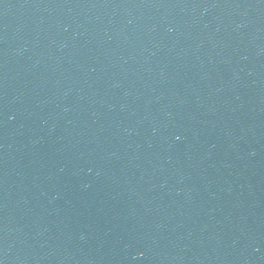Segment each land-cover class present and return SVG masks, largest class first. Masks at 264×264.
<instances>
[{
	"label": "water",
	"instance_id": "95a60500",
	"mask_svg": "<svg viewBox=\"0 0 264 264\" xmlns=\"http://www.w3.org/2000/svg\"><path fill=\"white\" fill-rule=\"evenodd\" d=\"M0 264H264V0H0Z\"/></svg>",
	"mask_w": 264,
	"mask_h": 264
}]
</instances>
